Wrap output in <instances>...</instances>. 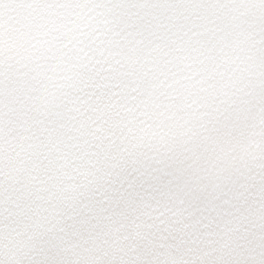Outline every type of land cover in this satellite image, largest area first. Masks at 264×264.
Returning <instances> with one entry per match:
<instances>
[{"label": "snow or ice", "instance_id": "1", "mask_svg": "<svg viewBox=\"0 0 264 264\" xmlns=\"http://www.w3.org/2000/svg\"><path fill=\"white\" fill-rule=\"evenodd\" d=\"M0 264H264V0H0Z\"/></svg>", "mask_w": 264, "mask_h": 264}]
</instances>
